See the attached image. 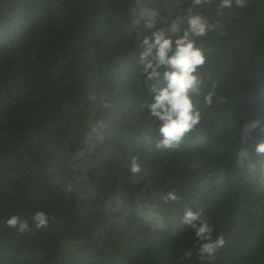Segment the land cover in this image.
Listing matches in <instances>:
<instances>
[{"label": "trees", "instance_id": "1", "mask_svg": "<svg viewBox=\"0 0 264 264\" xmlns=\"http://www.w3.org/2000/svg\"><path fill=\"white\" fill-rule=\"evenodd\" d=\"M205 15L223 25L205 41L204 91L218 81L216 99L206 107L201 97V124L179 148L159 151L144 106L152 93L126 32L128 0H0V264H201L195 254L181 260L195 243L181 222L187 207L226 241L203 264H264V157L255 153L264 141V0ZM113 93L119 122L97 148L90 183L67 194L53 177L73 176L72 156ZM253 121L260 128L239 167V129ZM137 155L143 179L129 171ZM168 192L179 202L165 203ZM37 211L49 215L47 228L32 221ZM13 215L29 231L7 227ZM153 216L162 228L150 226Z\"/></svg>", "mask_w": 264, "mask_h": 264}, {"label": "clouds", "instance_id": "2", "mask_svg": "<svg viewBox=\"0 0 264 264\" xmlns=\"http://www.w3.org/2000/svg\"><path fill=\"white\" fill-rule=\"evenodd\" d=\"M247 4L248 0H163L162 7H157L156 0H128L126 32L139 50L140 75L143 84L150 86L149 91L152 93L151 103L146 102L144 106L149 111L147 129L151 131L155 128L158 133L159 139L154 145L157 150L179 148L185 138L201 124L200 98H203L206 107H212L216 99L218 81L209 80L208 90L204 91L206 81L203 69L211 51L205 41L210 33H224L223 25L219 21L213 22L205 15V11L214 7L216 14L223 16L225 10L245 8ZM115 98V93L101 97L105 115L88 126V131L76 148L72 156L76 162L73 165V176L69 178L57 174L53 177L55 183L61 185L67 194L90 183L86 173L95 164L97 148L111 136L119 122L113 115ZM258 128L260 121L250 122L239 129L240 147L234 157L237 166L244 167L250 160L247 145ZM260 131L264 133V129ZM255 153L258 157H264V141L257 143ZM248 167L255 168L251 164ZM129 171L134 179H143L146 175L138 155L130 158ZM76 172L81 174L77 176ZM179 199L175 192L163 196L165 203L179 202ZM49 220V215L43 211H37L32 217L37 228H47ZM181 222L192 230L195 237L192 248L183 253L182 261H191L195 254L203 264L225 246L223 236L214 237L215 225L202 210L185 208ZM5 223L20 233L30 229L29 221L16 215L8 218ZM149 224L156 228L163 227V221L158 216L150 217Z\"/></svg>", "mask_w": 264, "mask_h": 264}]
</instances>
